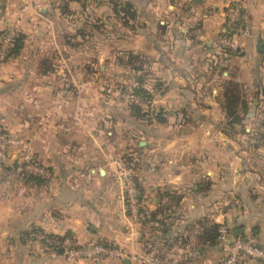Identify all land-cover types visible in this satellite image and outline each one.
Here are the masks:
<instances>
[{
  "label": "crops",
  "instance_id": "1",
  "mask_svg": "<svg viewBox=\"0 0 264 264\" xmlns=\"http://www.w3.org/2000/svg\"><path fill=\"white\" fill-rule=\"evenodd\" d=\"M86 1L0 0V33L15 26L24 36L0 61V125L27 141L45 170L24 180L15 148L0 169V264H66L47 241L65 236L127 253L75 264H143L150 255L217 264L223 251L202 234L208 221L264 246V140L253 134L264 123V0H118L131 4L132 18L108 0ZM230 2L250 34L226 54L216 42ZM127 52L145 61L143 83L136 79L152 93L139 104L155 112L147 120L98 82L133 78L118 61ZM227 80L248 105L244 135L221 129ZM127 152L143 206H170L163 225L150 215L152 226L136 225L127 214L118 179Z\"/></svg>",
  "mask_w": 264,
  "mask_h": 264
},
{
  "label": "built area",
  "instance_id": "2",
  "mask_svg": "<svg viewBox=\"0 0 264 264\" xmlns=\"http://www.w3.org/2000/svg\"><path fill=\"white\" fill-rule=\"evenodd\" d=\"M226 12L225 30L217 38L216 50L226 52L236 50L239 40L250 34V28L241 21L239 7L234 2H230ZM18 30L15 26L6 28L0 35V61L8 58L10 48L13 46ZM264 46V35L261 38ZM73 93L64 94L69 97ZM127 100L142 104L140 97L134 93L122 94ZM18 151V169L22 173L44 174V168L35 159L29 143L25 140L10 134L0 132V169L7 165L8 156L11 149ZM118 179L122 184L124 202L128 216L136 225L152 226V221L148 220L149 210L143 206L141 191L135 174L126 168L124 164L118 172ZM39 239H46L41 232L35 234ZM48 242L58 245L63 249L66 264H75L83 259H105V258H125L127 253L119 246L103 242H87L78 244L70 236L61 239H47ZM218 242L221 245L223 255L217 264H238L243 259H254L264 261V246L252 238L231 237L227 228H220ZM143 264H172L169 260L160 256L150 255L142 261Z\"/></svg>",
  "mask_w": 264,
  "mask_h": 264
},
{
  "label": "trees",
  "instance_id": "3",
  "mask_svg": "<svg viewBox=\"0 0 264 264\" xmlns=\"http://www.w3.org/2000/svg\"><path fill=\"white\" fill-rule=\"evenodd\" d=\"M73 1V0H63L61 3L63 7L67 8L68 4ZM77 1V0H74ZM84 4L83 6H86L88 3L86 0H79ZM94 2H98L99 0H93ZM113 7L114 11L117 13H122L123 17H133L134 16V11L132 10V6L129 2L122 3L118 0H108ZM84 34V33H82ZM1 35V33H0ZM23 38L24 36L18 32L17 36L15 38V41L13 43V46L10 48V51L8 53V58L12 57L15 55L18 50L22 47L23 43ZM235 50H227V53L234 52ZM118 61L121 65L128 67L129 69L133 70L134 72L138 71H143L144 69V59L141 54H136L133 52H127L123 54L122 56L118 57ZM141 75H137V79H140L143 83L144 77ZM135 78L136 81V86L133 87V93L134 95L146 100L147 102L150 101L152 93L149 92L148 90H145L144 87H142V84H138V80ZM221 105L223 108V111L225 113V120L223 122V125L221 126V129L223 132L227 131H233L235 130L236 127H242V130L245 132V127L243 125V121L247 117L248 113V105L246 103V100L244 99V93L242 90V86L233 81V80H227L224 82L222 86V91H221ZM129 109L133 116L137 117L139 120H147V118L152 117L155 115V112L149 109H144L141 105L136 104L135 102H128ZM160 119V117H159ZM264 120V119H263ZM264 125V123H262ZM230 129V130H229ZM0 132L2 133H8L1 125H0ZM260 139L264 140L263 133H260ZM123 163L130 167V170L134 168L136 161L130 155L128 152L124 155L123 158ZM22 178L24 180H32L37 178L36 176H33L32 174L29 173H22ZM138 183V182H137ZM139 190L140 186L138 184ZM141 191V190H140ZM173 192L170 190L164 191L161 196H169L172 198ZM170 206H165V205H158V208L153 211L149 212L150 218L152 220H155L156 222H160L161 225H163V215L162 213H167V210H169ZM162 216V217H161ZM203 229H202V234L209 239L210 242H218V236L220 234V226L216 223H213L211 221L207 222ZM239 237H246L247 236H239ZM250 238V237H248Z\"/></svg>",
  "mask_w": 264,
  "mask_h": 264
},
{
  "label": "rangeland",
  "instance_id": "4",
  "mask_svg": "<svg viewBox=\"0 0 264 264\" xmlns=\"http://www.w3.org/2000/svg\"><path fill=\"white\" fill-rule=\"evenodd\" d=\"M91 1H93V0H91ZM137 73L138 72H133L134 75L130 81L127 79H124L123 77L118 78V79H115L112 77H107V79L101 78L99 81L98 80L97 81L100 83V85H102V87H103L102 89L104 90L106 95H110V96L114 95L115 98H117V97H118V99L122 98V99L126 100L127 102H130V100H127L124 97H122V94H126L127 92L133 93V86H135V84H136L135 78L137 76ZM139 74H141V73H139ZM140 99H141L142 103H145L147 105L148 102L146 100H144L142 98H140ZM263 118H264V115H263ZM258 128H260V132L257 131ZM254 133L257 134V136L260 135V133H264V125H262L260 127H256V125H255L253 134ZM224 134H226L227 136H231L234 134H236V135L237 134L238 135L243 134L244 135L245 132L242 130V127H238L237 131L235 128L234 132L230 130V131L224 132Z\"/></svg>",
  "mask_w": 264,
  "mask_h": 264
},
{
  "label": "water",
  "instance_id": "5",
  "mask_svg": "<svg viewBox=\"0 0 264 264\" xmlns=\"http://www.w3.org/2000/svg\"><path fill=\"white\" fill-rule=\"evenodd\" d=\"M259 46H260V45H259ZM14 165H17V162H15ZM239 232H241V229L236 230V231H235V234H237V233H239ZM236 237H237V236H235V238H236Z\"/></svg>",
  "mask_w": 264,
  "mask_h": 264
}]
</instances>
